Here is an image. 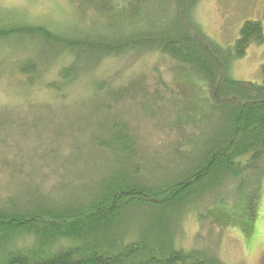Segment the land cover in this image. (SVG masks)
<instances>
[{"label":"trees","instance_id":"obj_1","mask_svg":"<svg viewBox=\"0 0 264 264\" xmlns=\"http://www.w3.org/2000/svg\"><path fill=\"white\" fill-rule=\"evenodd\" d=\"M200 1L75 0L84 16L61 28L16 18L12 16L16 11L0 7V55L24 53L11 65L20 83L28 89L39 84L59 103L70 91H80L77 105L98 104L102 113L95 111L94 115L104 123L91 128L85 137V129L77 137L69 129L48 130L51 152L44 157L45 168L57 179L48 193L31 189L15 193L16 178H27V174L25 163L19 161L20 146L11 144L17 159L2 158L14 181L9 194L0 195V264H224L212 251L179 248L177 217L205 202L223 201L221 197L234 183L238 182L240 193L251 175L259 173L258 162L264 155V64L262 81L256 83L234 78L232 63L243 57L251 44L264 42V28L262 22L247 19L234 44L222 47L196 19ZM142 8L154 10L144 13ZM141 52L159 54L184 68L187 72L182 79H194L186 84L192 86L185 88L186 111L201 110L199 103H205L207 109L204 128L209 125L210 133L193 143L198 155L192 156L186 149L188 130L192 128L190 133L195 134V124L201 119L186 116L176 126L185 116L170 120V128L181 137L170 145V150L179 153H166L189 162L164 179L149 178L144 150L140 151L127 122L112 112V105L119 106L124 98L129 103L134 99L133 85L112 90L105 80L84 79L107 59ZM82 85L87 86L86 91ZM15 101L44 109L54 103L34 98ZM108 101L112 105L106 104ZM152 101L143 103L144 111ZM92 116L77 115L86 122ZM62 117L70 118V114ZM31 118H39V114ZM2 134L0 131V145L8 148ZM84 152L91 159L104 161L97 177H89V185L82 182L81 171L73 176L69 169ZM164 154L157 153L156 158L162 159ZM53 159L65 163L56 174L50 162ZM46 174L37 175L47 182ZM75 177L81 182L77 184ZM30 180L37 182L36 174ZM209 211L212 217L218 215L216 206Z\"/></svg>","mask_w":264,"mask_h":264},{"label":"rangeland","instance_id":"obj_2","mask_svg":"<svg viewBox=\"0 0 264 264\" xmlns=\"http://www.w3.org/2000/svg\"><path fill=\"white\" fill-rule=\"evenodd\" d=\"M0 7L4 10L18 12L19 14L12 13L15 14L12 16L16 18L43 22L52 28L67 27V23L84 16L81 8H76L75 0H0ZM141 10L144 13L147 11L152 13L154 8H142ZM196 19L201 23L207 35L222 47H226L234 44L245 20H258L262 22L264 28V0H201L197 6ZM20 54L24 55V53L8 55L7 52L6 55H0V101L6 103L0 105V131L3 132L2 135L5 138L7 137L5 144L8 147L0 145L1 196L9 194V185L14 181L8 177L5 171L8 168L5 167L6 164L2 159L5 156L11 157L13 160L17 159L13 149L10 148L12 143H18L21 148L19 161L25 163L27 174V178H16V185H13L15 193L17 190V194L21 195L24 190L28 189L44 190L48 193L49 189L53 188V183L57 181L54 173H48L50 171L45 168L47 163H45L44 157H47L48 152H51L48 146L51 144L52 136H49L48 130L52 127H57L58 131L60 128L69 129L77 137L80 130L85 129L87 130L86 135L84 134L85 137L90 134L91 128L104 125L101 118L94 115L95 111L102 113L98 104L77 105L80 91H70L65 101L59 103L58 100H55L56 98H49L50 94L44 91L39 84L32 89L21 84L19 75L13 72V68L11 69L12 62H15L18 57L21 58ZM1 59H8V61L3 62ZM263 64L264 42L251 44L243 57L233 61L232 76L239 80L260 83ZM186 72L184 68L169 58L156 53L141 52L107 59L84 78L87 81L92 78L97 81L105 80L106 87H110L112 90L132 88L131 85H133L132 96L134 99H131L130 103L124 98L119 106L114 107L115 104L112 105L110 101L106 104L112 105L113 114L121 117L120 119L126 121L130 126L141 147L140 151L144 150L143 160H146L151 179H164L175 175L189 162L181 157L175 159V156L166 153L167 151L179 153L177 149L170 150V145L181 137L177 130L170 128L173 126L170 120H174L175 116L185 117L174 126L181 124L186 116L192 119H201V122L195 124L196 130L193 131L195 134L190 133L192 128L188 130L187 139L190 144L186 153L192 154V156L198 152L193 143L201 142L210 133L209 125L207 130L204 128V114L207 113L205 103L203 105L199 103L198 106H201L199 108L201 110L193 112L187 109L188 112L186 111L185 88L191 89L190 87H192H186V84L194 80L192 76L191 78L185 76L183 80L182 74L185 75ZM86 88V85H82V90L86 91ZM105 92L107 91L102 93ZM23 98L27 101L29 98H34L54 103L51 108L45 109L41 106L15 103V100ZM146 100H151L152 106L144 111L147 109L143 106ZM189 100L191 98L187 102ZM68 103L74 105L71 106ZM38 109H41V112ZM43 110L44 112H42ZM137 110L138 115L135 117L134 113ZM68 113L70 118L62 117V114ZM82 113L93 115L91 121L80 120L77 115ZM37 114H39V118H31ZM45 116L49 118H44ZM53 116L54 118H52ZM159 119L164 120L162 124L159 123ZM52 143L57 144L55 140ZM57 147L53 150H57ZM157 153L165 154L160 159L156 158ZM59 160L50 161L55 174L60 172L65 165V163L62 165V160ZM180 160L181 162H179ZM103 165V159H91L84 152L81 154V160L77 164L71 163L69 169H72L73 176L76 172L81 171L82 182L89 185V177L92 175L97 177V170L103 169ZM258 166V175H251L241 188L240 193L238 182L234 183L221 197L223 201H208L201 204V207L186 211L180 218L178 215L176 242L179 248L212 251L224 264H264V155L258 162ZM42 171L47 172V182L42 181V178V180L39 179L40 176L37 175ZM35 174L37 182L33 183L31 180L29 181V178ZM75 180H77V184L81 182L78 177H75ZM25 185L29 188H25ZM248 201H251L249 206L247 205ZM212 206H216V210H218L215 214H218L216 217H212V213L209 211ZM222 209H226V214L220 212Z\"/></svg>","mask_w":264,"mask_h":264}]
</instances>
